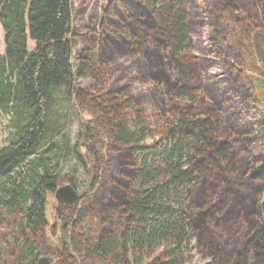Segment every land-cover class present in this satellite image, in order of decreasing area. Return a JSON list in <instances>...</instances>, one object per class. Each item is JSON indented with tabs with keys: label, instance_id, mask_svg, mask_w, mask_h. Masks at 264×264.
<instances>
[{
	"label": "trees",
	"instance_id": "trees-1",
	"mask_svg": "<svg viewBox=\"0 0 264 264\" xmlns=\"http://www.w3.org/2000/svg\"><path fill=\"white\" fill-rule=\"evenodd\" d=\"M73 1L81 0H0V117L8 131L0 149V210L10 216L0 213V227L8 230H0V264H35L51 259L57 247L61 264H76L78 257L185 264L192 248L215 264H264V200L247 207L243 193L223 181L222 167L228 158L251 156L247 181L264 188V108L254 91L263 77L249 78L244 58L226 44L232 27L260 28L264 7L237 17L229 14L232 0H108L98 30L86 32L75 70ZM204 31L212 60L205 56ZM194 46L201 71L188 53ZM215 66L221 71L212 76ZM78 79L93 82L91 93L76 90ZM199 90L198 103L207 108L201 118L188 103ZM72 98L75 111L88 116L76 119L74 146L60 112ZM159 104L160 112L172 113L161 125L150 116ZM67 156L87 174L81 199L98 185L107 196L98 215L105 228L92 243L88 235L69 237L60 210L50 223L46 216L49 194L65 185L77 191L59 170ZM92 208L75 211L73 230L86 228L88 215L97 212ZM216 212L227 223L235 216L255 226L233 258L211 236Z\"/></svg>",
	"mask_w": 264,
	"mask_h": 264
},
{
	"label": "rangeland",
	"instance_id": "rangeland-1",
	"mask_svg": "<svg viewBox=\"0 0 264 264\" xmlns=\"http://www.w3.org/2000/svg\"><path fill=\"white\" fill-rule=\"evenodd\" d=\"M108 0H81V1H73V14H72V22H71V30H72V42H74V49L72 50V62L74 65L75 70L78 68V61L79 57L83 55L84 50L87 47V30H98L99 24H100V13L105 8ZM201 0H198L197 3L200 4ZM233 3V4H232ZM232 7L230 6L229 14L242 17V16H250L251 13H253L257 7H264V0H232L231 2ZM235 7V9H233ZM228 12L226 11V14ZM228 14V15H229ZM230 16V15H229ZM260 28L253 29V30H237L235 27H232L230 29V34L226 38V44L230 45L234 48V51L237 55L242 56L243 68L248 70V76L249 78H256V73L261 74L263 79V85L261 87L260 91H257V88L254 89V91L257 93H260V101L263 103L264 108V23H260ZM3 32L0 28V56L3 54ZM194 39V38H193ZM203 45L207 50V54L205 55L207 59H214V56L212 53H209L210 47L209 42L207 40V33L204 31L202 36ZM191 56L195 57V62L192 64L194 68H199L200 70V57L201 54L198 52L196 47L194 46L190 52H188ZM262 60L260 61V59ZM192 60V57H190V61ZM220 69L215 66L208 70V73L212 76L219 75ZM203 76V75H202ZM202 78V77H201ZM204 79H201L197 85H202ZM76 90L82 91L86 94L91 93L93 82L91 80H76ZM137 85L140 83H136ZM143 89H147V86L140 85ZM201 89V88H200ZM160 91H162V88H160ZM202 90H199L198 93L192 97L194 99H191L188 101L190 103V106L194 109L193 115H198L197 117L201 118L204 113L207 112V108L204 105H200L198 102L202 99ZM155 98L150 99V101L154 100ZM71 104H61L60 112H62V115L64 116V121L66 125V132L69 137L70 145L74 146L76 144V135L78 131V121L76 119L80 118V120L85 121V119L88 118V116L81 114L73 107L76 106L75 98H72ZM184 100V99H180ZM204 100L208 101V98L204 96ZM66 107V108H65ZM72 107V108H70ZM162 104H159L158 109L150 113L151 115H155L158 117V119H155V121L159 122V124L164 123V117H172L170 111H166L165 113L160 112L162 109ZM166 109V108H164ZM147 113H149L146 110ZM150 121H153L151 118ZM6 117H0V149L1 147H5L7 144L8 131L6 130ZM154 123V121H153ZM222 137L226 133L221 132ZM221 137V138H222ZM233 137V135L231 136ZM151 139L148 138L146 142L150 143ZM81 145V144H80ZM83 146V145H81ZM241 151V150H240ZM242 152V151H241ZM264 154V151L261 152ZM240 154H238L239 156ZM66 158V157H65ZM108 160V159H106ZM240 161V162H239ZM239 161H236L232 158H228L226 160L225 164L222 165L225 180L224 182L229 181V186L233 190L232 192H240L243 193L241 198L246 202L247 207H251L254 203V200L257 202L264 200V188L262 187L261 183H249L248 177H249V166L251 165V156H247L241 154V159ZM236 165V167H235ZM96 168V167H95ZM94 168V169H95ZM60 173L62 177L64 176H70L74 179V182L76 185H78L77 192L78 194H81L84 191V181L87 180V174L85 169H83V166H81L80 163H77L73 157L67 156L66 160L60 164ZM228 173V174H227ZM243 181V186L241 188L240 183ZM247 181L246 185L244 186V182ZM253 188L255 190H253ZM104 199H107L106 193L101 191V185H98L95 187L94 190H92L90 193H88L84 199L77 200L74 204L67 205L60 204V202L57 201L55 198V194H49L48 196V207L46 210V216L49 221V223L52 221L53 218L57 217V211L60 210L61 214V222L63 224H69V228L67 230V233L69 234V237L72 238V236H85L87 235L91 238V243L94 242L97 238V236L102 232V230L105 228V226L100 225L99 222V207H101L102 202ZM249 200V201H248ZM106 202V200L104 201ZM83 206L88 207V211H93V207L97 208V212L90 213L88 215V219L85 221L86 228L83 231H77L73 230L71 227V223L74 220L75 211ZM96 210V209H95ZM236 214L238 215L237 208ZM0 213L4 215V217L8 220L10 219V216L8 213L6 214L4 211L0 210ZM218 219L216 222L212 223L211 227V236L215 238V240L221 245L222 250L225 253V256L227 257H234V254L237 253L238 249L241 248L242 245L247 242V239L249 236H251L254 232L255 226L251 223V219L249 220V225L252 227H249L248 223L243 220V218H237L233 216V221L231 223H227L223 218L220 217V214H218ZM256 222V219H254ZM88 226V228H87ZM54 228L53 226H49L46 234L51 236L54 232L52 230ZM1 231H8L5 227H0ZM191 246L194 245L195 240L191 239ZM55 243V242H53ZM90 243V244H91ZM54 246V244H52ZM59 247L55 248L54 251H58ZM60 250V249H59ZM44 253L45 251L41 249ZM50 251V257L52 264H61L58 262L57 253ZM192 259L185 262V264H204V263H210L215 264L214 261H212L211 256H207L205 259H202L198 254L195 253L194 249L192 248ZM56 253V254H55ZM250 260L252 259V252L249 250ZM232 257V258H233ZM231 258V259H232ZM76 264H99L94 259H83L81 257H78L76 259Z\"/></svg>",
	"mask_w": 264,
	"mask_h": 264
},
{
	"label": "water",
	"instance_id": "water-1",
	"mask_svg": "<svg viewBox=\"0 0 264 264\" xmlns=\"http://www.w3.org/2000/svg\"><path fill=\"white\" fill-rule=\"evenodd\" d=\"M82 196L83 195L78 194V192L70 185L62 186L55 192V198L57 201L66 205L74 204L77 200L81 199ZM35 264H52V262L48 257H41Z\"/></svg>",
	"mask_w": 264,
	"mask_h": 264
}]
</instances>
